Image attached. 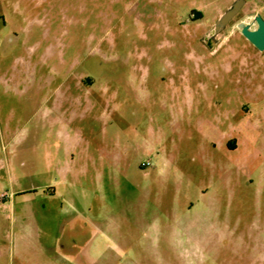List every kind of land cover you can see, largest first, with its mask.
Here are the masks:
<instances>
[{
	"label": "rangeland",
	"instance_id": "1",
	"mask_svg": "<svg viewBox=\"0 0 264 264\" xmlns=\"http://www.w3.org/2000/svg\"><path fill=\"white\" fill-rule=\"evenodd\" d=\"M231 1L0 0V264H264V49L200 41Z\"/></svg>",
	"mask_w": 264,
	"mask_h": 264
},
{
	"label": "flooded vegetation",
	"instance_id": "2",
	"mask_svg": "<svg viewBox=\"0 0 264 264\" xmlns=\"http://www.w3.org/2000/svg\"><path fill=\"white\" fill-rule=\"evenodd\" d=\"M231 1L229 5L219 13L214 20L202 31L200 35L201 45L208 55L218 53L222 48L228 46V42L231 37L236 36L237 39H247L241 34L239 25L248 26L249 30L257 28L256 17L259 16L264 21V0H243L240 9L235 16L224 26V28L217 34H215L212 26L215 21L222 15V13L234 2ZM250 45H237L232 43L229 45L227 52L229 54L233 52L241 51L243 46H251L257 49L254 45L248 42ZM240 53V52H239Z\"/></svg>",
	"mask_w": 264,
	"mask_h": 264
},
{
	"label": "water",
	"instance_id": "3",
	"mask_svg": "<svg viewBox=\"0 0 264 264\" xmlns=\"http://www.w3.org/2000/svg\"><path fill=\"white\" fill-rule=\"evenodd\" d=\"M243 0H235L223 13L222 15L215 21L212 29L215 34L219 33L224 26L235 16V14L240 9ZM257 28L254 30H249L248 26L239 25V29L241 34L254 45L258 50L264 49V21L257 16Z\"/></svg>",
	"mask_w": 264,
	"mask_h": 264
},
{
	"label": "built area",
	"instance_id": "4",
	"mask_svg": "<svg viewBox=\"0 0 264 264\" xmlns=\"http://www.w3.org/2000/svg\"><path fill=\"white\" fill-rule=\"evenodd\" d=\"M147 164H145L144 166H146Z\"/></svg>",
	"mask_w": 264,
	"mask_h": 264
}]
</instances>
